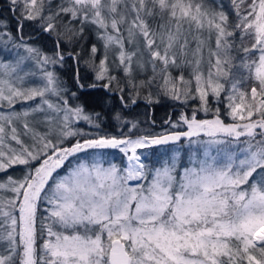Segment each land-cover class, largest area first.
I'll use <instances>...</instances> for the list:
<instances>
[{
    "label": "snow or ice",
    "instance_id": "1",
    "mask_svg": "<svg viewBox=\"0 0 264 264\" xmlns=\"http://www.w3.org/2000/svg\"><path fill=\"white\" fill-rule=\"evenodd\" d=\"M229 4L8 0L0 264H264V0ZM163 98L195 107L142 134Z\"/></svg>",
    "mask_w": 264,
    "mask_h": 264
},
{
    "label": "trees",
    "instance_id": "2",
    "mask_svg": "<svg viewBox=\"0 0 264 264\" xmlns=\"http://www.w3.org/2000/svg\"><path fill=\"white\" fill-rule=\"evenodd\" d=\"M217 3H223L227 7L229 8L231 7V5L229 4V0H217ZM8 6H9L8 0H0V13H2L5 17L11 15V13L8 11ZM27 31L28 30L26 29V32ZM82 75H83V71H82ZM65 78L69 82V87H72L71 73L70 72L67 73ZM89 82H90V78H89ZM72 90L74 91L75 89L72 88ZM108 99L109 97H104L101 92H96V91H92L90 94L82 96V100L87 101V103L92 107V109L98 112L103 110L101 105L103 104V101L108 100ZM178 105H179L178 103L171 101L167 98H163L160 104L152 105L148 107L147 109L141 103L139 108L136 109L135 116L141 122L140 128L144 130L142 134H147V133L156 134V133L161 132L160 129L164 131L165 129H163L164 128L163 124H165V121L168 120L169 118H175L176 114L179 111H181ZM189 105H195V103H192V104L190 103ZM220 107H221V112H222V118L225 119L226 122H231L230 117H226L223 115L224 110H225L224 105L222 104L220 105ZM188 110H189V107H188ZM198 118H210V117H205L204 113H198ZM128 119H132V117H128ZM103 127L106 129L108 133H111L113 135L118 134L120 131H127L126 128L121 129L120 125H118L115 121L106 122ZM166 129L171 130V128H166ZM180 130H186V128L180 129ZM87 131L95 133L97 130L92 127H89ZM181 143H184V142L182 141ZM110 151L112 153L110 158L113 159L114 162L120 163L122 159V154H120L119 152H116V150H110ZM139 151L150 154L152 150L142 149ZM153 159H156V157H153ZM19 172H20V169L17 168L15 172L10 173V174L16 175V174H19Z\"/></svg>",
    "mask_w": 264,
    "mask_h": 264
},
{
    "label": "rangeland",
    "instance_id": "3",
    "mask_svg": "<svg viewBox=\"0 0 264 264\" xmlns=\"http://www.w3.org/2000/svg\"><path fill=\"white\" fill-rule=\"evenodd\" d=\"M174 102H176V103L179 104L178 106L180 107L181 111L189 112V114H190V112H191V109H192L193 107H195V105H189L190 103H191V104L194 103V102H192V101L189 102V104L187 105V107L182 106L181 102H179V101H174ZM178 106H177V108H178ZM188 107H189V110H188ZM179 112H180V111H179ZM179 112L176 114L175 118H171L172 121H175V120H176V117H177V115L179 114ZM80 127L84 128L85 131H87V129H88L90 126L85 125L83 122H81ZM163 127H164L163 129L171 128L170 124H163ZM160 131L162 132V129H160ZM116 152H117V151H116ZM117 154H118V153H117Z\"/></svg>",
    "mask_w": 264,
    "mask_h": 264
}]
</instances>
